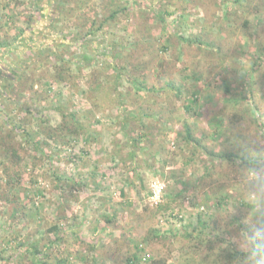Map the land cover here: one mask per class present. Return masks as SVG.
I'll use <instances>...</instances> for the list:
<instances>
[{
    "label": "rangeland",
    "instance_id": "1",
    "mask_svg": "<svg viewBox=\"0 0 264 264\" xmlns=\"http://www.w3.org/2000/svg\"><path fill=\"white\" fill-rule=\"evenodd\" d=\"M61 1L0 0V264H238L264 166V0Z\"/></svg>",
    "mask_w": 264,
    "mask_h": 264
},
{
    "label": "trees",
    "instance_id": "2",
    "mask_svg": "<svg viewBox=\"0 0 264 264\" xmlns=\"http://www.w3.org/2000/svg\"><path fill=\"white\" fill-rule=\"evenodd\" d=\"M240 1H242V0H236V2H240ZM61 0H37V2H36V5H37V15L39 14V12L40 11H42L43 12V10L44 11H46L48 8H47V4L48 3H52L53 4V7H52V9L54 8L55 10V13L57 14L58 13V11H59V9H60V4H61ZM47 8V9H46ZM107 8H112V4L109 6V7H107ZM154 8V5H153V7H152V9ZM127 10V7H125V6H122V7H118V8H115V9H112L111 10V13H110V15H108L107 17H102V18H94L93 20H92V23H91V25L89 26V27H87V26H85V29H86V27H87V29L85 30V31H83V39L84 40H87V38H90V37H92V36H95V34L96 33H98V31H100L104 26H105V24L107 23V22H109L110 20H112V19H114V18H116L117 17V15H119V14H121V13H124L125 11ZM160 13H161V11H160ZM160 13L158 14V18L160 19V20H163V18L162 17H160ZM36 15V16H37ZM44 15V14H43ZM45 16V15H44ZM42 17V15H40V18ZM36 18V17H35ZM35 20V19H34ZM52 33V31L51 30H49V32L47 33V34H43V36H49L50 34ZM187 41H190V42H192V43H199L200 45H202L203 44V41L201 40V37H199V36H196V37H194V40H187ZM77 42L79 43L80 42V40H77ZM165 49H166V47H164ZM260 56H261V58L262 57H264V47H260ZM162 57V56H161ZM163 65V62H161L160 64H159V66H162ZM64 66H62V68H63ZM121 68L122 69H124L125 67L124 66H121L120 67V70H121ZM119 76V75H118ZM119 78V77H118ZM175 84H173L172 82H170L169 83V86H171V87H173ZM121 92L119 91V89H118V87H116L115 86V88H114V94L112 95L113 97L115 96L116 97V95L118 94H120ZM120 98H124V96L121 94V96H120ZM252 110L254 109L253 107L251 108ZM253 111H255V110H253ZM241 111L239 110V109H237V111L235 112V113H233V118H232V122H235V121H242V119H243V117L245 116V114L244 113H240ZM252 114V113H251ZM65 116H67V113L66 114H64ZM70 116H71V119L72 120H74L75 122H76V128H75V130L72 132L73 134H77L78 132H79V128H80V125H79V122H78V118H77V115L75 114V113H71L70 114ZM127 116H130V113H129V115H127ZM141 119V118H140ZM261 123V122H260ZM124 126H126V124H127V122L126 121H124ZM68 125H69V123H67L66 124V127L68 128ZM188 131V133H187V138H188V140L189 141H196V139L194 138V137H191V133H190V130L188 129L187 130ZM9 150H10V148H8ZM12 153H13V155H15V156H17V154H16V150H14V147H12ZM212 154H214L215 156H214V159H215V161H213V163H214V165L215 164H218V163H221L223 160H225V159H228V160H230V161H232V162H235L237 159H240L241 161H242V163H244V164H247V165H250V163L251 162H249L247 159H245V158H243V157H241V155H239V154H236V153H233V152H230V153H221V152H215V153H212ZM235 222H239V219L236 217V219H235ZM202 225H206V223L205 222H200ZM60 230V225H59V223H55L54 225H52L51 227H50V231L51 232H54V233H57L58 231ZM32 252H33V254H37V253H39V251H41L40 249H39V244H38V242L36 241V242H34V243H32ZM229 255H231L233 258H235V260H237V257H238V255H242V253H240V251H238V250H235L234 252H228L227 250H225ZM149 256V255H148ZM161 264V263H157L156 261H155V259L154 258H151V256H150V258H147L146 256H144V257H140V256H138V254H136V253H134L133 254V256H128L127 257V261H125V263L124 264Z\"/></svg>",
    "mask_w": 264,
    "mask_h": 264
},
{
    "label": "clouds",
    "instance_id": "3",
    "mask_svg": "<svg viewBox=\"0 0 264 264\" xmlns=\"http://www.w3.org/2000/svg\"><path fill=\"white\" fill-rule=\"evenodd\" d=\"M246 180L254 193L250 202L253 205V220L241 230L236 242L242 255L238 264H264V166L253 165L247 172Z\"/></svg>",
    "mask_w": 264,
    "mask_h": 264
},
{
    "label": "flooded vegetation",
    "instance_id": "4",
    "mask_svg": "<svg viewBox=\"0 0 264 264\" xmlns=\"http://www.w3.org/2000/svg\"><path fill=\"white\" fill-rule=\"evenodd\" d=\"M5 75H6V74H5ZM12 76H14V77H13V79H14V78H15V76H16V73L12 74V75H11V77H12Z\"/></svg>",
    "mask_w": 264,
    "mask_h": 264
}]
</instances>
